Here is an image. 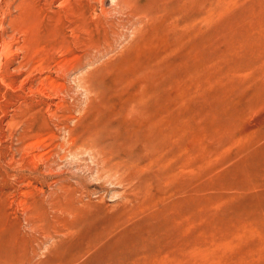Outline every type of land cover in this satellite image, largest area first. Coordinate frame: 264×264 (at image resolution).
Instances as JSON below:
<instances>
[{"label":"rangeland","instance_id":"1","mask_svg":"<svg viewBox=\"0 0 264 264\" xmlns=\"http://www.w3.org/2000/svg\"><path fill=\"white\" fill-rule=\"evenodd\" d=\"M82 3L0 0V264H264V0Z\"/></svg>","mask_w":264,"mask_h":264},{"label":"bare ground","instance_id":"2","mask_svg":"<svg viewBox=\"0 0 264 264\" xmlns=\"http://www.w3.org/2000/svg\"><path fill=\"white\" fill-rule=\"evenodd\" d=\"M48 1V0H47ZM52 1V0H51ZM76 1V0H75ZM79 2L81 1V3H82V1L83 0H78ZM88 2L90 1V0H87ZM91 1H93V0H91ZM83 4V3H82ZM94 4V3H93ZM78 5H81V4H78ZM67 7V6H66ZM70 7V6H69ZM78 7V6H77ZM84 8V7H83ZM71 9H72V7H71ZM74 9V8H73ZM81 9V8H80ZM83 10V9H82ZM65 11V13L67 12L66 10H64ZM78 12H79V10H77ZM81 12V11H80ZM75 13H77V12H75ZM74 13V14H75ZM82 13V12H81ZM83 13H84V10H83ZM67 14V13H66ZM73 14V13H72ZM80 14V13H79ZM78 14V15H79ZM57 15V14H56ZM77 15V16H78ZM71 16V15H70ZM69 16V17H70ZM73 17H75V16H73ZM72 17V18H73ZM79 17L81 18V20H82V22L81 23H86L87 24V20H86V18H85V14H81V15H79ZM78 18V17H77ZM80 18H78V20L80 19ZM72 20V19H71ZM77 20V19H76ZM73 21V22H76L77 23V21ZM89 20V19H88ZM62 23H63V19H62V16H60L59 15V17L58 18H52V20H51V23L48 25V27H47V29H46V34H47V37L49 38V42H48V44H47V47H50V45H52L53 43H55L54 41H55V39H56V37H57V35H56V37L54 38V36H55V34L57 33V31H58V29L60 28V27H62L61 25H62ZM75 24V23H74ZM77 25V24H76ZM75 25V26H76ZM76 29H74L75 30V32H78V33H82V34H84L83 35V37H86L85 35H87L88 37H86L87 39H88V41L89 40H91L92 38H94L93 37V34L92 33H90V31H88V29H87V27H82V29L83 30H80L78 27H75ZM28 31V30H27ZM26 31V32H27ZM95 31V30H94ZM96 32H97V30H96ZM24 33V32H23ZM77 35V36H73V38L75 37L76 39H75V41L73 42L72 41V43L75 45V46H80V44H81V41H82V37H81V35ZM97 34V33H96ZM98 35V34H97ZM26 36H27V39H28V36L29 35H27L26 34ZM25 36V37H26ZM58 36H59V40H63L65 37H64V34H63V32L62 31H60V32H58ZM97 37V36H96ZM73 40V39H72ZM95 40V39H94ZM93 40V41H94ZM48 41V40H47ZM96 41V40H95ZM94 41V42H95ZM28 45H27V47L28 46H30L31 47V49H32V44L34 45V40H28V42H26ZM59 43V42H58ZM6 46V45H5ZM94 46V45H93ZM23 47H24V45H23ZM95 47V46H94ZM26 48V47H25ZM5 49V48H4ZM23 49V48H22ZM35 49V48H34ZM64 49V48H63ZM88 49H89V47H88ZM55 50V49H54ZM91 50V49H90ZM92 50H93V48H92ZM94 51V50H93ZM93 51H92V53H93ZM28 52H30V51H28ZM42 52V51H41ZM45 52V51H44ZM48 52V51H47ZM40 53V52H39ZM43 53V52H42ZM91 53V54H92ZM29 54V53H28ZM51 54V53H50ZM30 55V54H29ZM40 55V54H39ZM39 57V56H38ZM27 58H28V56H27ZM26 58V59H27ZM36 58V57H35ZM25 59V58H24ZM24 61V60H23ZM29 61V60H28ZM32 62V61H31ZM29 63V62H28ZM24 71V70H23ZM91 131H92V129H90V127H86L84 130H83V137H87V135L90 137L91 135H90V133H91ZM98 132V131H97ZM94 133V132H93ZM97 134V133H96ZM94 138H96V136L94 137ZM86 140V139H85ZM71 142H72V140H71ZM73 142H75V140H73ZM91 144V143H90ZM102 145V144H101ZM100 148V147H99ZM102 148V147H101ZM106 149V148H105ZM103 150V149H102ZM106 151H108V150H106ZM110 151V150H109ZM104 153H105V150H104ZM103 158V157H102ZM106 160H107V157H106ZM110 162V161H109ZM106 163V162H105ZM108 163V162H107ZM107 169V168H106Z\"/></svg>","mask_w":264,"mask_h":264}]
</instances>
